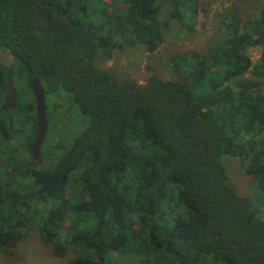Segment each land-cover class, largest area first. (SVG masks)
Segmentation results:
<instances>
[{
    "label": "trees",
    "instance_id": "trees-1",
    "mask_svg": "<svg viewBox=\"0 0 264 264\" xmlns=\"http://www.w3.org/2000/svg\"><path fill=\"white\" fill-rule=\"evenodd\" d=\"M165 4L184 22L195 0H0V49L14 57L0 64L2 99L7 80L18 93L12 111L0 109V135L23 137L14 159L2 145L1 252L25 237L20 224L36 219L42 242L57 253L76 250L68 264H264V66H254L252 79L236 78L241 89L224 85L248 67L238 44L264 47V18L222 48L181 53L195 62L190 88L155 73L142 84L118 83L93 67L124 44L153 50L164 39ZM83 56L88 62L73 67ZM81 67L97 89L109 77L115 83L100 92ZM31 76L45 94L64 97L46 103L53 131L38 159L27 144L37 128ZM25 86L32 99L22 103ZM128 86L137 87L131 100ZM64 106L75 109L71 125L51 120ZM236 154L254 184L249 194L227 178L223 159ZM32 202L47 205L43 218Z\"/></svg>",
    "mask_w": 264,
    "mask_h": 264
},
{
    "label": "rangeland",
    "instance_id": "rangeland-1",
    "mask_svg": "<svg viewBox=\"0 0 264 264\" xmlns=\"http://www.w3.org/2000/svg\"><path fill=\"white\" fill-rule=\"evenodd\" d=\"M201 14L204 13L201 12ZM159 18L163 25L164 39L153 50H147L144 44L141 43L134 45L124 44L115 48L112 57L109 59H96V66L106 70L119 83L122 80H126L133 81L136 85L142 84L151 73H155L162 79L174 78L177 76V72L180 74V70L184 73L182 69L185 62L190 60V63H195L191 59L181 60L179 57L181 53L192 51L202 53L208 51V48L209 50L215 49L213 44L208 43H219L229 36L224 33L221 35L220 27L218 26L215 30L211 20L204 17L199 18L198 29H194L196 25L194 23L197 20L195 5L192 6V11L186 12V16L183 17L184 22H179L176 18L170 17L169 6L166 4L162 6ZM165 21H168V23H165ZM248 52L252 57L258 54L256 46L248 48ZM2 60L9 64L13 61V56L5 54ZM186 68H189V66L186 65L185 70H187ZM25 90L26 93L20 97L22 103L32 99L30 89L25 86ZM57 98L55 94L47 93V105H51L52 101L57 100ZM62 99L64 97H61L58 101L62 102ZM51 120L58 121V118L53 116ZM52 131L50 127H47L43 146L49 144ZM20 144H22L21 140L17 146V154H20L22 150ZM11 149L10 151H13ZM8 154V151L5 150L2 153V157H0V176L8 171L7 168H3V161L6 160ZM44 162L45 159L42 157L39 160V164H44ZM223 164L229 183L236 192L239 194L251 193L254 184L251 182L250 176L244 171L240 156L237 154L229 155L223 159ZM46 206V204L34 202L29 209L43 218L46 213ZM37 223L36 219H34L31 221L30 227L20 224L24 229H27V233L24 238L18 240V243L9 252L0 251V264H68V261L76 255V250L73 246L68 245L60 253H57L52 244L44 243L39 239L36 229Z\"/></svg>",
    "mask_w": 264,
    "mask_h": 264
},
{
    "label": "flooded vegetation",
    "instance_id": "flooded-vegetation-1",
    "mask_svg": "<svg viewBox=\"0 0 264 264\" xmlns=\"http://www.w3.org/2000/svg\"><path fill=\"white\" fill-rule=\"evenodd\" d=\"M55 11H56V9H55ZM200 11L203 12L204 14H200L201 13ZM195 12H196L197 17H204V18L210 19L215 30L219 26L220 30L222 32L221 35L223 33L229 35L225 39L222 38L223 39L222 42H219V43L214 42L215 44L213 42L208 43L211 45L213 44L214 48L217 49L219 46L222 48L224 45H226V39H228V37H230L234 33L246 35L247 33L253 34L255 31L258 30V28H259L258 23L260 22V19L264 18V0H195ZM62 14L63 13H60L58 16H60ZM194 24H196L195 27L193 26L194 29H198L197 20ZM220 39H221V37H220ZM253 46H256V49L258 50V54L255 57H252V55L248 52V48L253 47ZM215 49L209 50V48H208V51H206V52H209L211 50L214 51ZM236 49L238 51L244 52L248 56L249 64H248L247 69L244 70L241 74L237 75L236 77H230L225 81L224 85L228 84L231 87H236V85H237L236 78H251L252 79L251 71L256 64H260V65L264 66L263 65L264 64L263 63L264 47L261 44H259L258 42L248 43L246 45L238 44V47ZM206 52H202V53H206ZM5 54L10 55L11 53L7 52V51H3L2 49H0V64L9 65L12 63V61L9 64H7V63L3 62V60H2L3 56ZM83 57H84V60L83 61H76L73 64V67H76V65L82 66L85 63H87L88 57H86V56H83ZM179 57L181 58V60H188L189 59V58H187V59L182 58L181 56H179ZM95 58H96V56L94 55L93 59H95ZM13 61H14V57H13ZM190 62L191 61L188 60L189 65H187V66H189V68H186L187 69L186 71L184 69H182V70H184V73H182L180 70V74H178V72H177V76L174 77V79L183 78L184 84L187 88H190V86H191L188 75H187L188 74L187 72L191 70V67L193 65L192 64L193 62L192 63H190ZM95 63H96V59H95ZM95 63L93 64V67L96 68L97 66ZM102 70H104V69H102ZM77 72L83 73V74H88L89 76H91L93 87L100 92H102L103 90L108 91V89L115 83V79L113 77H109L106 80H104L100 84V88L97 89L95 86L96 80L92 77L91 74H89L87 72L86 68L81 67V68H79V70ZM259 79L264 81V75L262 74L259 77ZM8 81L11 83L10 80H7L4 84L6 95H7L6 100H4V99H2V90H1L2 89V79H1V73H0V109L3 112L12 111V109L14 108V106L17 102V99H18V93H17L16 89L13 87L14 90L16 91V95H17L16 101L12 105L11 108L4 109L5 105L8 102V92L6 89V83ZM124 81L125 80H122L121 82H124ZM132 88L137 90L136 86H128L127 87V91H128L127 97L129 100H131V98H132V96H131V89ZM236 88L241 89L242 87L237 86ZM32 91H33V89H32ZM253 91L255 92V90H253ZM180 92L185 93L183 90H180ZM44 94H45V90H44ZM33 96H34V92H33ZM34 103H35V98H34ZM45 105H46V97H45ZM74 110L75 109H73V108H66L64 106L58 110L57 116L56 115H53V116L54 117L56 116V118L61 120V122H63V123L65 122V124H63V126L71 125L72 120L74 119V115H75V113L73 112ZM35 112H36V106H35ZM45 114H46V107H45ZM76 114H77V112H76ZM14 116H15V120L13 121V124L11 126V130H17V126H18L17 120L19 119V117L16 114ZM53 116L51 117V119L53 118ZM49 124L50 123L48 122V119H47V126ZM46 130H47V127H46ZM36 131H37V128H36ZM35 134H36V132H35ZM45 134H46V132H45ZM44 137H45V135H44ZM20 138H23V137H20L18 133L14 132V135L11 137L10 140L3 141L1 138V135H0V157H2V153H4V151L6 150V149L2 148V145H7V144H8V146H12L11 150H13V151H11V156H12L11 159H14L16 156H18L17 146H18V143H20V140H22ZM34 138H35V135H34L33 139L27 143L29 147H30V144L32 143V141L34 140ZM43 140H44V138H43ZM40 148H41V146H40ZM30 152H31V155H33L31 148H30ZM0 160H1V158H0ZM33 203L34 202H32L31 205Z\"/></svg>",
    "mask_w": 264,
    "mask_h": 264
},
{
    "label": "water",
    "instance_id": "water-1",
    "mask_svg": "<svg viewBox=\"0 0 264 264\" xmlns=\"http://www.w3.org/2000/svg\"><path fill=\"white\" fill-rule=\"evenodd\" d=\"M199 18L200 17H197V25L199 24ZM30 83L34 92L37 117V131L34 140L30 144V148L32 150L34 158L37 159L40 155V146L43 141L47 127V118L45 114V94L43 85L39 77L31 76ZM6 89L8 92V102L5 105L4 109L11 108L12 105L15 103L17 96L16 91L14 90L12 84L9 81L6 83Z\"/></svg>",
    "mask_w": 264,
    "mask_h": 264
}]
</instances>
